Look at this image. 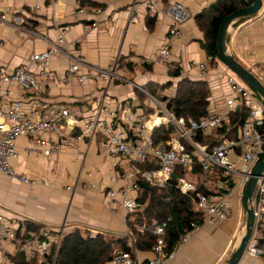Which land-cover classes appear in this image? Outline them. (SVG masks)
I'll return each instance as SVG.
<instances>
[{
	"label": "crops",
	"instance_id": "1",
	"mask_svg": "<svg viewBox=\"0 0 264 264\" xmlns=\"http://www.w3.org/2000/svg\"><path fill=\"white\" fill-rule=\"evenodd\" d=\"M91 1L97 4L82 5L81 0H0V11L6 12L12 23L0 25V69L13 72L33 52L45 51L48 41H56L59 29L64 28L69 43L81 40L79 45L72 44L75 54L102 66L123 59L126 63L120 66L122 74L137 84L122 80L112 83L92 80L84 84L75 80L65 84L49 78L38 97L15 91L14 97L21 99L27 110L35 98L42 112H49L54 107H70L77 113L80 123L75 130L45 133V139L60 146V150L52 155L26 152L27 147L34 145L36 137L22 136L18 140L20 155L12 159L16 171L47 183L28 184L0 174V213L18 226L31 219L45 226L65 227V231L78 226L90 230L93 235L98 231L126 235L130 233L127 215L120 208L110 209L105 189L112 175L135 170L133 162L121 155L107 156L101 133L85 136L82 140L76 135L81 132L84 121L105 115V112L100 113L102 105L119 110L129 102L136 112L146 113L141 107L143 99L147 108L154 109L152 100L139 88L147 90L146 85L150 82L167 83L160 96L147 90L165 104L162 96H176V85L182 77L175 73L178 70L167 71L164 65L155 61L156 53L166 44L172 27L169 17L152 15L156 21L150 29L146 23L151 15L145 6L146 0ZM178 1L188 7L192 18L183 26L182 36L171 44L170 58L176 63L183 62L184 67L191 70L190 78L208 82L209 112L223 111L224 95L229 88L220 72L222 65L216 69L209 64L205 78L198 77L199 66H190L192 61L199 65L207 62L210 55L201 46L203 33L195 15L216 0ZM94 8H101L103 12L94 13ZM132 9L138 16L135 22L130 17ZM87 24L92 25L90 30L85 28ZM229 49L264 83V20L253 17L233 30ZM50 63L53 71L63 74L68 60L59 55L52 57ZM140 92L144 94L143 98H140ZM3 102H9L6 96H3ZM90 183L96 187L91 188ZM242 204L240 200L235 202L234 216L195 230L168 264H224L241 231ZM152 257V251L135 248L133 252V259L138 263ZM241 264H264V258H245Z\"/></svg>",
	"mask_w": 264,
	"mask_h": 264
},
{
	"label": "built area",
	"instance_id": "2",
	"mask_svg": "<svg viewBox=\"0 0 264 264\" xmlns=\"http://www.w3.org/2000/svg\"><path fill=\"white\" fill-rule=\"evenodd\" d=\"M145 6L151 15L167 16L172 21L167 42L159 48L155 61L164 65L167 71L178 70L179 77H191V70H187L183 62H174L170 58V46L182 36L183 26L192 18L188 7L178 0H146ZM37 8L39 5L36 6ZM85 12L84 8H80ZM94 13L101 14V8H94ZM131 21L138 20L133 9L130 12ZM254 19L264 20V0ZM12 23L6 12L0 11V25ZM87 30L92 25L85 26ZM45 51L33 52L27 60L18 65L13 72L0 69V174L18 178L28 184L37 182L47 183L39 179H31L27 175L19 174L12 159L20 155L18 140L22 136L36 137L34 145L26 148L29 155L42 154L45 156L57 153L60 146L56 142L44 138L47 132H62L65 129L75 130L80 119L70 107H54L49 112L38 109L37 99L34 98L29 110L24 102L15 98V91L29 93L38 97L43 90L46 79L52 78L56 82L80 84L92 80H101L112 83L122 80L137 84L126 78L120 68L119 59L102 66L88 61L81 54L72 51V44L79 45L80 39L69 43L65 38V29H59L56 41H48ZM64 56L68 65L63 74L51 69L50 60L54 56ZM216 69L223 64L220 58L208 55L207 62L200 64L190 63L191 67L199 66L198 77L205 78L209 71L208 65ZM221 75L224 76L229 92L224 95V110L209 112L201 119H189L175 116L164 103L152 96L143 87V90L152 100V113H138L132 103H125L119 110L109 109L102 105L100 113L105 115L90 118L81 126V132L76 135L78 140L85 136H95L101 133L102 146L107 156H124L130 161L145 162L150 155L160 160L157 169L144 170L141 176L146 181L159 187H165L171 179L176 177L177 167L192 171L199 165L204 172H214L215 189L211 192H200L196 196V205L203 211L202 221L191 222L182 233L180 240L171 250L166 249L165 235L167 222L144 223L141 230L149 229L158 236L157 243L152 247L153 257L149 264H168L178 253L181 246L187 243L195 230L205 224H214L218 221L234 216V204L240 200V192L246 187L254 169L264 158V103L258 99L251 86H244L237 77L227 71L222 65ZM227 67V66H226ZM227 69H229L227 67ZM230 70V69H229ZM3 96L9 100L3 102ZM241 106H245L248 116L239 122L236 137L217 135L213 140L199 137L197 133L209 134L231 124V115ZM172 124L176 130L173 135L159 146H154L152 131L162 125ZM136 169L123 170L110 177V184L105 189L108 205L112 211L122 209L126 215L139 208L137 201L139 184ZM176 188L183 194H191L196 190L195 181L186 176L177 177ZM91 188L96 184L90 183ZM243 201V195H242ZM254 225L250 238L241 260L245 258H264V172L259 176L258 187L253 197ZM23 225H16L13 220L7 219L0 213V264H15L17 253H24L29 257H36L37 264H55L61 246L65 227L45 226L40 233H33L23 239L18 235V229ZM55 230V232H54ZM238 233L235 244L244 234ZM132 251L117 252L105 264H134L133 252L135 239L130 240Z\"/></svg>",
	"mask_w": 264,
	"mask_h": 264
},
{
	"label": "trees",
	"instance_id": "3",
	"mask_svg": "<svg viewBox=\"0 0 264 264\" xmlns=\"http://www.w3.org/2000/svg\"><path fill=\"white\" fill-rule=\"evenodd\" d=\"M88 3L97 4L91 0H81L82 5ZM251 4L252 0H216L195 15V21L203 33L200 43L208 54L219 57L217 40L222 20L236 10L248 7ZM155 21L156 17L152 15H149L146 19L150 29L154 27ZM119 62L121 67L126 63L123 59ZM129 65L133 66L131 63ZM175 73L177 74L179 71ZM166 86L167 83L159 85L150 82L146 85V89L152 95L160 96L159 93ZM209 95L210 89L206 80L182 77L176 85V96L171 98L162 96V100L175 116L184 117L186 120H198L209 115ZM256 96L264 103L258 93H256ZM143 97L144 94L140 92V98ZM141 107L144 108L147 114L154 111L151 107L147 108L144 105L143 99ZM247 116V108L241 106L232 113L231 124L228 126L209 134H197L199 137L213 140V142L217 135L236 137L239 122ZM175 130L176 128L172 124L162 125L160 128L154 129L151 134L154 146L157 147L168 140ZM132 162L134 169L139 171L136 178V182L139 184L137 196L139 208L127 215L126 223L131 238L135 239V248L142 251H151L158 241V236L151 230H141L144 223L152 224L156 222L161 224L167 222L165 242L166 249L171 250L178 243L185 228L191 222L202 221L203 211L197 207L195 200L198 193L211 192L215 189L214 172H204L199 165H196L192 171L177 167L176 177L172 178L165 187H159L146 181L141 176V172L144 170L160 167V160L157 157L150 155L145 162ZM180 175H186L195 181L196 190L193 193L183 194L176 188L177 177ZM44 227V224L27 219L24 226L18 229V235L26 239L33 233H40ZM131 238L125 234L112 235L103 231H98L93 235L90 230L77 226L65 232L55 264H105L117 252L132 251L133 246L129 243ZM14 260L15 264H37L36 257H29L24 253H17ZM134 262V264H149L148 260L138 263L135 258Z\"/></svg>",
	"mask_w": 264,
	"mask_h": 264
},
{
	"label": "water",
	"instance_id": "4",
	"mask_svg": "<svg viewBox=\"0 0 264 264\" xmlns=\"http://www.w3.org/2000/svg\"><path fill=\"white\" fill-rule=\"evenodd\" d=\"M262 6V0H252V4L248 7L241 8L235 12L227 15L221 22L218 34V56L220 60L238 77L244 80L253 90L258 93L264 101V83L257 77V75L243 63H241L233 53L229 46L231 43V36L241 24L249 21L255 17ZM264 172V158L258 163L254 169L253 175L248 180L243 192V219L241 230L244 228V234L240 240L234 245L230 256L226 259L224 264H237L245 251L246 244L250 238L254 225V208L252 205L253 197L256 193L259 176ZM132 237L130 233L126 234Z\"/></svg>",
	"mask_w": 264,
	"mask_h": 264
},
{
	"label": "rangeland",
	"instance_id": "5",
	"mask_svg": "<svg viewBox=\"0 0 264 264\" xmlns=\"http://www.w3.org/2000/svg\"><path fill=\"white\" fill-rule=\"evenodd\" d=\"M224 67H225V69L227 70V71H230V73H232V74H234L231 70H229V69H227V67H226V65L223 63L222 64ZM236 77H237V79L244 85V86H248L247 85V83L244 81V80H242L240 77H238L236 74H234ZM240 201H241V204H242V195H243V190L240 192ZM243 205V204H242ZM241 215H242V211H241Z\"/></svg>",
	"mask_w": 264,
	"mask_h": 264
}]
</instances>
